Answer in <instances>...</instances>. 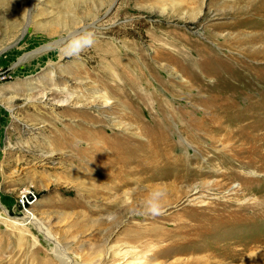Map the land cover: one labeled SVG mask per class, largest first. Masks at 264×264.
Wrapping results in <instances>:
<instances>
[{"label":"rangeland","instance_id":"374dc122","mask_svg":"<svg viewBox=\"0 0 264 264\" xmlns=\"http://www.w3.org/2000/svg\"><path fill=\"white\" fill-rule=\"evenodd\" d=\"M85 32L93 47L61 54ZM262 34L264 0H0V264H264ZM175 42L219 59L200 93L171 74ZM84 130L150 148L152 170L119 190L130 200L105 195L90 174L101 164L68 149ZM188 220L201 229L181 237Z\"/></svg>","mask_w":264,"mask_h":264},{"label":"bare ground","instance_id":"6f19581e","mask_svg":"<svg viewBox=\"0 0 264 264\" xmlns=\"http://www.w3.org/2000/svg\"><path fill=\"white\" fill-rule=\"evenodd\" d=\"M262 35H263V38H262V40H263L264 39V34H262ZM173 45H174V48H172V49L171 48H167L170 51L169 53L171 54V56H173V58H174L172 60V63H173V66H174V68H173L174 71L171 74L172 75H176L177 73L175 72V69L176 70L178 69L182 73V75H184V76L180 77L181 82L184 84L182 86H179L180 89L182 90V93L188 92L189 90L193 91L194 88H197L198 89L197 93H200L201 90L203 89V87H202L203 83L201 82V81H203V72H202L203 68L202 67L205 68V67L209 66L210 67V71L209 70L208 71L211 72L213 68H217L219 66L218 62L215 61V60H219V59H217V57L216 58L212 57V58L209 59V61L207 63L202 61L205 64L204 65L201 61L197 60L195 57H193V58H195L196 60H194L193 58L191 59L190 57H185V55H183V51L184 50L187 51V52L189 51V50L186 49V45L184 43H176L175 42V43H173ZM176 45L178 47V50H176ZM202 53H203V50H201L199 52V55L202 54ZM261 60H264V57H262ZM128 62L130 64V67L133 69L135 67L136 63L134 61H131V62L128 61ZM234 62H236V61H234ZM237 64H238V66H242L243 65L242 63L241 64L237 63ZM162 65L167 66L165 64H162ZM262 65H264V64H262ZM224 69L225 68H223V70ZM249 71L253 73L252 70H249ZM226 72L229 73V72H231V70L228 69L227 71H222L221 74L226 73ZM186 74L187 75L190 74L191 76H193V79H187V77H185ZM209 74L210 73H208V76H210ZM218 75H220V74H218ZM237 75H238V77L241 76V74H237ZM225 76H227V75H225ZM235 76H233V78H232L231 75H230L229 76L230 79H228L229 82H231V79L233 81L235 79ZM245 78H246V76H245ZM133 79L128 78V76H126V77L123 76V78L121 77V80H124V81H122L120 83L127 84L126 88H131V87L132 88H134V87L136 88V87H139V85H147V84H149V82L147 80H145L144 77H142V78L140 77V79H138L139 83H137L136 79H134V80ZM118 81H119V79H118ZM237 81H240V79L237 78ZM254 82H255V80H254ZM163 83L166 84V88L167 89H170V90L178 89V85L170 84V82L166 83L164 81H163ZM238 84H240V83H238ZM249 84H252V82H250ZM117 89H118V87H117ZM150 92L151 91H149L150 97L152 98L153 101L156 102L157 101L156 97L152 96ZM144 94L143 93L138 94L137 92H135L134 96L137 99L140 98V99H143V100H147V99L150 100V97L149 96H143ZM131 98H132L131 102H133V99H135V98L133 96ZM105 102H106L105 104H108L109 103L108 99H106ZM158 124L159 123H157L155 125V129L160 130V129L167 128L166 126L164 127V125H165L164 123H161L159 126H158ZM183 125L184 126L181 128L182 131L188 133V131L186 129L188 127V125H186V123H184ZM160 133L162 134L163 132L161 131ZM81 136H82V138L80 136H78V135H73L72 139L66 140V144H67V147L70 150V152L71 153H76L79 156V158H83V159H87V157L92 155V158L95 159L96 161H98L101 164L100 165L101 167H98L95 171H92L90 174L93 175L94 181L100 182V183H102V184H104L106 186L104 188V194L105 195L115 196L117 200H123V201L130 200V197H128V195L119 194V190H121V188L123 186L136 183V179L134 177L137 174L138 170H140V171L141 170H143V171H145V170L151 171L152 170V168L145 167V165H150L152 163V161L154 160V157H153V154L151 153L150 148H148V147L145 148V147H141V146H135L134 142L131 140V138L129 140L128 139H124L125 136H122L121 138H116L115 139V138H113L115 136L109 137L108 135H104L103 133L102 134L101 133H97V134L96 133H92L89 130H84V132H82ZM81 139H83L85 142L81 143ZM200 139H202V138H200ZM149 145H151V144H149ZM154 146H155V144H154ZM139 148L144 149L143 153H142V156L139 155V152H138ZM155 148H156V146H155ZM141 164H143V165L141 166ZM184 169H186V167ZM116 199H115V201H116ZM24 220H25V223H27V224L30 223V222L31 223L35 222L33 217H31V216L25 217ZM188 221L189 222H187V223L181 224L183 226L182 229H181V234H180L181 237H183L186 234H189L190 232H196L195 231L196 228L197 229H199V228L201 229L200 226L192 224V222H190V220H188ZM151 229L153 231H155L156 227L151 228ZM143 231L146 233V232H150L151 230L150 229H145ZM145 233H143V235H146ZM124 254H128V252H125ZM125 257H127V256H125ZM65 258L67 259V257H65ZM135 261H131V262L127 261V263H131V264H145L144 261H141V260L138 261L137 263Z\"/></svg>","mask_w":264,"mask_h":264},{"label":"clouds","instance_id":"9594fccd","mask_svg":"<svg viewBox=\"0 0 264 264\" xmlns=\"http://www.w3.org/2000/svg\"><path fill=\"white\" fill-rule=\"evenodd\" d=\"M96 37L92 32H85L71 35L64 47L61 49V54L67 57H79L86 49L94 46ZM165 195L161 190L152 192L150 198L145 201L146 211L153 216L159 215L161 212L159 201Z\"/></svg>","mask_w":264,"mask_h":264},{"label":"built area","instance_id":"2783aa9c","mask_svg":"<svg viewBox=\"0 0 264 264\" xmlns=\"http://www.w3.org/2000/svg\"><path fill=\"white\" fill-rule=\"evenodd\" d=\"M23 199H27L26 201H22L20 204H19V207H23L25 210L27 209V205H30L31 204V202H30V198L33 196V193L32 192H30L29 190H24V192H23ZM30 213L28 210L26 211V213ZM25 213V214H26Z\"/></svg>","mask_w":264,"mask_h":264},{"label":"water","instance_id":"95a60500","mask_svg":"<svg viewBox=\"0 0 264 264\" xmlns=\"http://www.w3.org/2000/svg\"><path fill=\"white\" fill-rule=\"evenodd\" d=\"M115 4L109 9V11L107 13H109L115 7Z\"/></svg>","mask_w":264,"mask_h":264}]
</instances>
